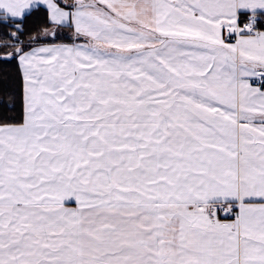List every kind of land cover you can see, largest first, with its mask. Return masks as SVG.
Segmentation results:
<instances>
[{
    "label": "snow or ice",
    "instance_id": "snow-or-ice-1",
    "mask_svg": "<svg viewBox=\"0 0 264 264\" xmlns=\"http://www.w3.org/2000/svg\"><path fill=\"white\" fill-rule=\"evenodd\" d=\"M0 264H264V0H0Z\"/></svg>",
    "mask_w": 264,
    "mask_h": 264
}]
</instances>
